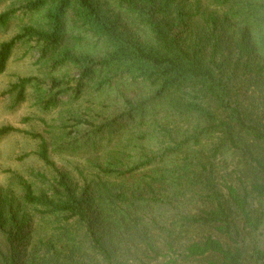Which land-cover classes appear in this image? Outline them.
<instances>
[{"label":"trees","instance_id":"obj_1","mask_svg":"<svg viewBox=\"0 0 264 264\" xmlns=\"http://www.w3.org/2000/svg\"><path fill=\"white\" fill-rule=\"evenodd\" d=\"M17 3L0 27L33 23L0 44V76L25 42L50 71L44 109L123 93L116 114L73 118L75 151L117 142L83 186L42 134L0 130L40 141L54 178L23 199L57 231L30 249L28 215L0 209V264H264V0Z\"/></svg>","mask_w":264,"mask_h":264},{"label":"rangeland","instance_id":"obj_2","mask_svg":"<svg viewBox=\"0 0 264 264\" xmlns=\"http://www.w3.org/2000/svg\"><path fill=\"white\" fill-rule=\"evenodd\" d=\"M16 5L17 0L3 1L0 14ZM29 23L33 22L28 17L20 16L7 27H0V44L12 39ZM33 47L32 44L20 43L6 72L0 76V130L13 126L22 131L42 134L49 143L51 157L57 166L83 186L85 181H95L98 175L95 165L106 162L117 142L111 146L104 142V146L96 150L75 151L76 144L70 145L69 142L83 135L85 130L76 126L73 118L75 115H90L92 119H97L116 114L122 105L123 92L116 89L100 97L98 92L91 90L73 104H68L64 97L57 108L46 110L43 101L47 97L51 75L46 64L40 61L39 50ZM72 73L77 74L75 71ZM30 77L37 81L28 86L26 100L17 104L16 93L11 91V87L18 79ZM39 144V140L25 133L0 135V209L7 214L14 211L20 216L28 215L30 249L40 241L48 242L57 237L54 221L36 215L34 208L23 199L25 183L30 184L38 194L49 191L54 178L53 171L36 154Z\"/></svg>","mask_w":264,"mask_h":264}]
</instances>
